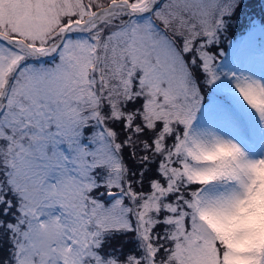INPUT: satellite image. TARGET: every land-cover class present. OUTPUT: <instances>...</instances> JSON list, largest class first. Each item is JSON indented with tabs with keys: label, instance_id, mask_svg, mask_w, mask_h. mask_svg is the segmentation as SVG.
<instances>
[{
	"label": "snow or ice",
	"instance_id": "snow-or-ice-1",
	"mask_svg": "<svg viewBox=\"0 0 264 264\" xmlns=\"http://www.w3.org/2000/svg\"><path fill=\"white\" fill-rule=\"evenodd\" d=\"M249 6L0 0V264H264Z\"/></svg>",
	"mask_w": 264,
	"mask_h": 264
},
{
	"label": "rangeland",
	"instance_id": "rangeland-1",
	"mask_svg": "<svg viewBox=\"0 0 264 264\" xmlns=\"http://www.w3.org/2000/svg\"><path fill=\"white\" fill-rule=\"evenodd\" d=\"M257 1L258 0H250V5L252 3L257 5ZM258 13L259 10H257L256 14ZM260 17L261 14L258 18ZM255 23L257 25L255 31L248 30L246 33L245 30L241 29V23L239 27L233 29V32L224 39L223 50L225 51V56L219 57V62L223 63L228 58L234 60L237 55H239L241 59L254 57L258 61L261 48L264 47V36H262L259 31L260 20H256Z\"/></svg>",
	"mask_w": 264,
	"mask_h": 264
},
{
	"label": "trees",
	"instance_id": "trees-1",
	"mask_svg": "<svg viewBox=\"0 0 264 264\" xmlns=\"http://www.w3.org/2000/svg\"><path fill=\"white\" fill-rule=\"evenodd\" d=\"M257 2H258L257 5H255V3H252L248 8V12L250 13V16L241 18V29L245 30L246 33L249 30L247 25L250 20H254V21L260 20L261 22V17L264 16V11H262L263 0H258ZM257 10H259L258 14H256ZM260 14L261 17L258 18Z\"/></svg>",
	"mask_w": 264,
	"mask_h": 264
}]
</instances>
